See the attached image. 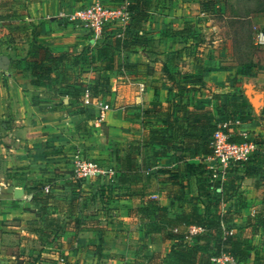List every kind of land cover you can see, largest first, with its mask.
I'll return each mask as SVG.
<instances>
[{
	"label": "crops",
	"instance_id": "0c3cea01",
	"mask_svg": "<svg viewBox=\"0 0 264 264\" xmlns=\"http://www.w3.org/2000/svg\"><path fill=\"white\" fill-rule=\"evenodd\" d=\"M84 1L0 0V264H207L226 237L238 264H264V166L210 183L207 143L240 112L232 138L264 143V63L182 48L186 0H131L137 24L121 40H93L60 17ZM38 45L64 57L33 84ZM98 101L107 109L95 125ZM75 148L112 170L82 181V194L113 193L83 215L69 180ZM194 223L205 232L188 239L201 247L188 263L172 248Z\"/></svg>",
	"mask_w": 264,
	"mask_h": 264
},
{
	"label": "built area",
	"instance_id": "2783aa9c",
	"mask_svg": "<svg viewBox=\"0 0 264 264\" xmlns=\"http://www.w3.org/2000/svg\"><path fill=\"white\" fill-rule=\"evenodd\" d=\"M129 0H121L118 3H106L101 0H87L80 2L74 11L65 14L60 13V17L72 23L76 28L84 32L93 40L102 38L105 33L110 32L114 37L123 39L131 22L132 12L128 8ZM256 40L264 44V32L256 33ZM140 91L144 85L140 83ZM90 96L86 92L84 103L89 104ZM99 112L97 122L103 118L107 109L106 104L98 101ZM243 121L241 116L223 118L215 123L209 136L208 145L211 149L209 155L210 183L224 184L228 176L235 170L245 169L250 164L260 161L264 162V143L257 140V136L245 137L241 140H232V128ZM71 164L74 176L81 180H87L95 176L112 172L111 169L104 170L92 159L88 158L82 151L77 150L71 154ZM204 231V228L191 225L188 228V235L191 236ZM231 234L232 231H226ZM59 264H66L65 258H57ZM209 264H238L237 259L227 252L210 257Z\"/></svg>",
	"mask_w": 264,
	"mask_h": 264
},
{
	"label": "rangeland",
	"instance_id": "374dc122",
	"mask_svg": "<svg viewBox=\"0 0 264 264\" xmlns=\"http://www.w3.org/2000/svg\"><path fill=\"white\" fill-rule=\"evenodd\" d=\"M218 4L217 7H214L216 8L214 11L207 4L204 5L205 8L201 7L199 0H186V15L184 17L190 18V20L184 21L182 26H186V28L189 26L191 33L189 40L186 41L190 45H181L182 48H189L193 54L198 53L203 56L222 52L223 57L232 56V62L236 66L251 67L253 60L264 63V44H260L256 40V33L258 31L264 32V0H219ZM196 5L199 7H196ZM198 40H201L203 44L198 45ZM213 40H217V42L213 43ZM186 49L179 50L186 51ZM34 53L36 57L40 55L38 52L36 53V50H34ZM242 113L240 112L234 116H241L244 120ZM262 113L264 114V105L262 106ZM262 113L260 112V115ZM234 116L226 113L223 118ZM98 123H100V120ZM77 150L80 149L75 148L73 152ZM83 154L85 153L83 152ZM259 163L264 166V162ZM236 171L230 174L228 179ZM72 175L73 177L69 179L73 187L72 192L78 202L84 205H80V215L85 214V205L90 200L112 197L113 193L109 191L101 193L103 198L101 194L98 196L97 193L94 195L82 194L81 192H84L81 186L83 180L76 178L74 173ZM95 177L87 180L90 181ZM263 179L262 177L259 178V180ZM54 181V179H49L45 185L50 189V186L54 185Z\"/></svg>",
	"mask_w": 264,
	"mask_h": 264
},
{
	"label": "trees",
	"instance_id": "16d2710c",
	"mask_svg": "<svg viewBox=\"0 0 264 264\" xmlns=\"http://www.w3.org/2000/svg\"><path fill=\"white\" fill-rule=\"evenodd\" d=\"M218 3H219V0H199V4H200L201 7H204V5L207 4V5H210V9H214V11L216 9L214 7H217V5H219ZM135 5H136L135 1L131 2V0H129L128 8L132 12V16H131L130 25L128 26V29L126 30L124 38L127 36V33L130 30L129 28L131 27V24H132L133 27L136 26V24H137L135 22L132 23L134 21L133 11H134V6ZM183 32L185 34H189L190 30L188 28H186V29L183 30ZM133 36L135 37V39H138V37L141 36V35H139V33H135V34H133ZM114 38H116V37H114ZM116 39L117 40H121L120 38H116ZM35 49H36V53L38 52V54L41 55V58H39L38 61H36L34 63V65H33V67H32V74L36 76V79H34L32 83L33 84H38L40 81L48 82L49 79H50V75H51L50 73H51V71L53 69V67H52L53 62L55 60H62L64 56H61V55L54 56L49 51V49L47 47L40 46V45L36 46ZM67 80H69L68 74L64 73V75L62 76V82H67ZM75 84L81 85V83L78 82V80H77V82ZM91 95L92 96H96L98 94L94 90V91L91 92ZM210 134H209V136H210ZM209 136H208V139H207V143H208V140H209ZM232 140H237V139H233L232 138ZM210 153H211V150H210ZM258 162H260V161H258ZM258 162H257V164H258ZM248 167L249 166H247V168ZM186 225L188 226V225H190V223L186 222ZM193 225H197V226L203 227L204 231H202L200 233H197V234H194V235H191V236H187L188 233L186 232L184 237H181V239L178 240V243L176 244V248H172V250L176 249V250H174L175 251V255L178 256L179 259H181L183 261H186L188 263H192L193 262V258H194V253L201 250V247H200V245L198 243H195V244H192V245L188 244L187 243L188 239L194 238L195 240L197 239V241H198L201 237L204 236L203 233L205 232V226H204L203 223H194ZM163 226H165V225H163ZM226 238L221 240L219 242V244H215L216 246H215L214 252H212V253L208 252L205 255V259L207 261V264H209V262H210V257L217 256V255H220L221 253L226 252V251L222 250V245L227 242ZM202 260H203V257L200 259V261H202Z\"/></svg>",
	"mask_w": 264,
	"mask_h": 264
},
{
	"label": "water",
	"instance_id": "95a60500",
	"mask_svg": "<svg viewBox=\"0 0 264 264\" xmlns=\"http://www.w3.org/2000/svg\"><path fill=\"white\" fill-rule=\"evenodd\" d=\"M17 193L21 194V193H22V190H21V189H16V190L14 191V194L16 195Z\"/></svg>",
	"mask_w": 264,
	"mask_h": 264
}]
</instances>
